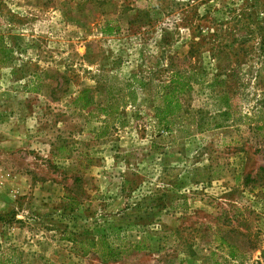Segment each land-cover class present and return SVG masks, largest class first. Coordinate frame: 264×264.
<instances>
[{"label": "rangeland", "instance_id": "374dc122", "mask_svg": "<svg viewBox=\"0 0 264 264\" xmlns=\"http://www.w3.org/2000/svg\"><path fill=\"white\" fill-rule=\"evenodd\" d=\"M7 108L45 143L0 264H264V0H1Z\"/></svg>", "mask_w": 264, "mask_h": 264}, {"label": "crops", "instance_id": "0c3cea01", "mask_svg": "<svg viewBox=\"0 0 264 264\" xmlns=\"http://www.w3.org/2000/svg\"><path fill=\"white\" fill-rule=\"evenodd\" d=\"M16 0H7L8 4H11V2H15ZM65 1V0H64ZM73 3H76L77 1H80L82 3L88 2L90 3L92 0H72ZM107 0H101V2H105ZM1 2V0H0ZM56 3L61 4L63 0H55ZM51 8H45L46 11L45 14L48 16V12L51 14H55L56 17H58V8L52 7ZM10 8L8 7L7 10ZM42 10V8H40ZM10 12V11H9ZM134 12V11H133ZM136 13V12H135ZM8 16H10V13H8ZM115 22H117V19L119 21V18L117 16H114ZM118 30V26L114 29V31ZM1 110V109H0ZM21 114H14L10 115L9 110L7 108V112L0 111V166L4 165L8 169H10L7 176L10 178L8 182V186L6 185V189H3L1 187L0 195L4 194L5 196H9L11 198L27 193L30 190L29 182L30 180L35 177L30 174L32 173V162L29 155L26 154V150H42V143H45V140H40L37 142H30L29 136L30 134L37 132L36 130H29V120L27 117L23 115L22 119L18 118L19 120L15 119V117L19 116ZM20 122V124H18ZM33 128V127H32ZM38 145V146H37ZM30 147V148H29ZM46 151V148H44ZM48 151V149H47ZM44 153V152H43ZM66 163H73L72 160H61ZM100 165V162H98ZM37 167V165H35ZM96 166V165H95ZM38 168L41 172L45 171L46 167L42 163L39 162ZM100 169V167H99ZM104 169V168H103ZM90 172H95L98 174V169L95 168L93 165H91L88 169ZM95 174V175H96ZM93 176V175H92ZM91 176V177H92ZM98 178V175H96ZM50 183H48L49 185ZM47 185V186H48ZM8 206L9 200H7Z\"/></svg>", "mask_w": 264, "mask_h": 264}, {"label": "trees", "instance_id": "16d2710c", "mask_svg": "<svg viewBox=\"0 0 264 264\" xmlns=\"http://www.w3.org/2000/svg\"><path fill=\"white\" fill-rule=\"evenodd\" d=\"M176 76L183 77L180 74H176ZM170 87V86H169ZM167 87L168 91L172 90L171 87ZM170 92V91H169ZM169 97L165 96L163 107L161 110L157 111V118H160L161 114L164 113L163 117L172 115L170 110L171 106V100H168ZM87 234V233H86ZM81 237H84L81 235ZM77 245L84 246L86 249L85 253L88 252H94L95 254H98L102 261L108 262V261H118L120 260L119 253L117 252V249L112 248L107 242H105V239L103 237H88L81 240V242H77ZM135 250H137V246L133 247ZM231 258L234 257L233 255L230 256Z\"/></svg>", "mask_w": 264, "mask_h": 264}]
</instances>
